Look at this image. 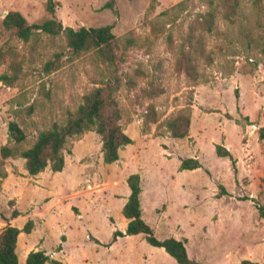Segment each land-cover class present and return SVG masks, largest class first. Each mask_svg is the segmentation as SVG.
Wrapping results in <instances>:
<instances>
[{"label": "rangeland", "instance_id": "1", "mask_svg": "<svg viewBox=\"0 0 264 264\" xmlns=\"http://www.w3.org/2000/svg\"><path fill=\"white\" fill-rule=\"evenodd\" d=\"M46 1L0 0V50L5 52L0 74H12L10 65L20 64L13 85L0 80V147L8 143L9 121H17L25 130L27 138L20 147H29L40 130L64 122L85 93L106 81L119 83L115 95L125 132L144 147L137 155L124 146L118 165L107 164L101 160L100 136L88 131L65 152L74 182L62 177L58 187H53L55 193L45 196L40 189L47 186L44 178L29 179L33 176L23 172V158L5 159L0 231L5 220L10 223L14 209L21 214L12 225L22 226L29 216L35 222V232L29 237L37 238L36 244L27 247L30 238L20 235L19 262L25 264L22 255L42 245L66 264H178L142 234L128 235L110 247L103 245L111 240L113 230L125 228L118 209V199L125 196L121 190L129 191L123 177L140 173V167L148 193L143 217L157 237H187L188 254L203 264H239L244 259L264 262V216L256 208L264 205V139L258 138L264 126V0H240L235 23L217 14L213 33L197 28L205 48L213 51L214 62L200 66L207 80L195 86L175 70V58L190 27L218 0H113L111 8L106 6L109 0H55L59 3L56 16L64 26L113 25L117 37L113 64L104 62L95 50L73 53L62 35L39 33L24 42L4 28L2 19L10 10L19 11L28 23L50 18ZM251 59L258 62L257 67ZM48 61L56 68L46 71ZM150 89L156 91L155 96L146 95ZM190 101L192 123L186 139L173 141L154 123L148 133L142 131L148 105H154L163 120ZM143 134H149L146 138L168 137V157L156 139L139 140ZM217 143H226L237 160V186L231 161L215 154ZM197 154L204 169L178 170L179 156ZM113 169L118 172L108 178ZM47 177L56 180L60 174L49 172ZM219 183L231 196L215 198ZM197 193L205 198L199 206ZM163 194L168 201H160ZM66 239V250L54 252Z\"/></svg>", "mask_w": 264, "mask_h": 264}, {"label": "trees", "instance_id": "2", "mask_svg": "<svg viewBox=\"0 0 264 264\" xmlns=\"http://www.w3.org/2000/svg\"><path fill=\"white\" fill-rule=\"evenodd\" d=\"M114 1L109 0L107 7H112ZM58 1L47 0L46 10L51 17L41 23H28L26 18L17 10H10L2 19L5 29L12 30L15 36L24 42L39 33L50 36L62 35L65 38L67 47L75 54L95 50L100 58L108 64H113L116 60L115 43L117 37L112 31V24L100 26H81L74 29L71 26H64L56 16V6ZM218 6H221L218 9ZM240 0H218V4L211 7L201 15L197 24L190 27L185 40L181 43L178 56L175 58V70L183 72L191 82L190 86L205 82L207 79L200 72V66H209L214 62L212 50L205 48L202 32L213 33L216 30L215 20L217 14H221L224 20L235 23L239 15ZM197 28L202 32L196 33ZM10 50L8 49V52ZM5 52L0 50V64L4 63ZM254 67L258 66L255 59H251ZM10 67L12 74L3 72L0 80L7 86L15 83L20 72V64L12 63ZM56 68L52 61L45 63L46 71ZM119 87L117 81H106L102 86H96L82 96V102L74 111H68L65 121L62 123L53 122L49 127L40 130L29 147L21 148L20 145L26 138L25 130L20 124L11 120L8 122V143L0 147V188L2 179L7 177V170L4 160L7 158H23L24 168L29 175H36L49 167L52 171H61L64 168L65 152H70V144L74 139H80L88 132L94 131L100 136L101 152L105 163H112L119 159V150L127 144L133 143V139L125 132L122 122V108L118 103L115 92ZM146 95L153 97L156 91L147 90ZM192 102H188L180 109L170 112L163 120L154 105H148L143 115L144 133L149 132V125L156 124V129L163 128L172 138H183L189 136L191 123ZM206 112L216 110L207 109ZM228 119L232 117L226 114ZM237 122V121H236ZM162 133H158L161 135ZM258 138H264V126L259 128ZM217 156L228 157L231 161L232 171L237 182V168L232 153L220 143L215 144ZM179 169H195L202 167L197 158L179 157ZM130 194L122 207L123 216L128 219L125 231L115 230L110 242L105 246H110L117 237L127 235L143 234L145 240L164 250L172 256L178 264H203L197 259L190 257L186 248V238L177 239L173 236L159 238L155 235L152 227L142 218L140 206L141 177L139 173H131L126 178ZM217 196L227 194L223 185L218 186ZM248 197H243L247 199ZM260 216H264V205L256 207ZM75 210V209H74ZM20 213L17 210L11 212V218H15ZM35 223L28 219L22 228L8 223L0 231V264H19L16 252L17 238L20 232L30 233ZM92 240L100 243L98 239L90 236ZM61 246L57 249L61 250ZM65 264L61 260L50 258L45 250H31L28 252L25 264ZM239 264H264V262H252L244 259Z\"/></svg>", "mask_w": 264, "mask_h": 264}, {"label": "crops", "instance_id": "3", "mask_svg": "<svg viewBox=\"0 0 264 264\" xmlns=\"http://www.w3.org/2000/svg\"><path fill=\"white\" fill-rule=\"evenodd\" d=\"M192 123V122H191ZM191 123H190V127H191ZM191 130L189 129V132H190ZM146 135H149V134H143V136H139V140H141V141H143V140H153V139H156V141H157V143H159V150L160 151H162L163 152V155H165V156H167L168 157V154H170V153H168V137L166 138V139H160V138H146L145 136ZM187 137H189V136H187ZM187 137H183V138H187ZM133 139V138H132ZM171 139H172V137H171ZM264 139V138H263ZM263 139H261V140H263ZM173 140V139H172ZM133 143H131V144H127L126 145V147L127 148H132V149H134V151L133 152H135L137 155H141L142 154V151H141V149L144 147V146H139L140 145V141L139 142H137V140L135 141V138L133 139ZM174 141V140H173ZM160 142L162 143L161 145H160ZM220 144H223V143H220ZM230 152H231V150L226 146V143L225 144H223ZM161 147V148H160ZM214 149H215V145H214ZM175 151H176V149H175ZM122 150L120 149L119 150V159L117 160V161H115V162H117V165H118V162L119 161H121V158H122ZM102 153V152H101ZM232 153V152H231ZM174 154H175V152H174ZM173 154V155H174ZM215 154H216V152H215ZM172 155V156H173ZM232 155H233V153H232ZM171 156V157H172ZM198 156H199V154H197L196 156L194 155V157H192V158H197L198 160H199V162L202 164V167H199V168H202V169H204L203 168V163L201 162V160L198 158ZM216 156H217V154H216ZM179 157H182V156H179ZM217 157H220V156H217ZM183 158H188V157H183ZM224 158H228V157H224ZM234 158V157H233ZM64 159H65V164H64V168L61 170V171H56L57 173H55L54 171H52L49 167H46L45 169H44V171H42V172H39L38 174H36V175H29L28 173H27V171L25 170H23V172L25 173V174H27V175H29V176H33L32 178H29V179H33V180H36L35 179V177L37 178V177H40V176H42L44 179H43V183L44 184H46L48 187H50V189L46 186V187H40V189H41V191L44 193V195L43 196H45L46 195V192H54L55 193V191H53V187L55 186V187H58V185H56V184H58V182L61 180V178L62 177H67V180H69V181H71L72 183L74 182L73 181V177H72V174H71V172L70 171H68V164H67V157L64 155ZM229 159V158H228ZM235 159V158H234ZM101 160H103V157H102V159ZM230 160V159H229ZM104 162V161H103ZM236 162H237V160L235 159V164H236ZM105 163V162H104ZM113 163V162H112ZM107 164H110V163H107ZM105 166V165H104ZM179 166H180V159H179V165H178V168H179ZM106 168H115V166L114 167H111V166H105ZM236 168H237V166H236ZM121 169V168H120ZM195 169H198V168H195ZM139 171H140V173H139V175H140V177L141 178H143V168H139L138 169ZM178 170H180V169H178ZM183 170H194V169H183ZM231 170H232V167H231ZM118 172V171H116L115 169H113L112 171H110V174H107L106 176L109 178H111V174L113 173V172ZM207 174H208V171L207 170H204ZM49 172H52V173H54L55 175L56 174H60V179H54V178H49V177H47V175H48V173ZM233 172V171H232ZM134 173H136V172H134ZM131 174V173H130ZM129 175V173H127V174H125L124 175V177H123V179H126L127 178V176ZM209 175V174H208ZM233 177H234V174H233ZM39 181L41 180V179H38ZM234 180H235V177H234ZM238 182H239V180H238V169H237V182L235 181V184H236V186L238 185ZM54 184V185H53ZM126 184H127V182H126ZM220 185H223L222 183H219ZM128 186V185H127ZM157 186V185H156ZM218 186V185H217ZM224 186V185H223ZM34 187H39V186H34ZM129 188V187H128ZM141 188H142V190H141V192H140V206H141V210H142V218L144 219V217H143V215H146V211H144V202H146V197H147V186H145L144 185V182H143V180L141 179ZM159 188V186H157L156 187V189H158ZM224 188L226 189V187L224 186ZM121 190V189H120ZM123 193H124V197L122 198V199H118V202H119V208L118 209H120L121 208V210H122V207H123V205L125 204V202H126V200H127V198H128V196H129V194H130V189H129V191H128V193H126L125 191H123V190H121ZM226 191H227V194H225V195H222V196H220V197H223V196H231V194L232 193H230L227 189H226ZM165 192L166 193H168V190L167 189H165ZM218 192V191H217ZM217 192L215 193V198H220V197H218L216 194H217ZM165 193V194H166ZM42 196V197H43ZM56 197H57V193H56ZM196 203H197V205L199 206L202 202H204L205 201V198H203V197H200V195H199V193H197L196 194ZM160 201H163V202H166V201H168V196L167 195H164L163 194V196H161L160 197ZM51 202V201H50ZM49 204V203H48ZM52 206V205H51ZM14 210H17V209H14ZM168 210V209H167ZM20 214H21V211L18 209L17 210ZM53 211H54V208H53ZM154 211H155V208H154ZM167 212V211H166ZM165 212V213H166ZM122 213V212H121ZM156 213V212H155ZM19 214V215H20ZM158 214V213H157ZM19 215L17 216V217H15V218H11V216L9 217V220H10V224L12 225L15 221H16V219L19 217ZM123 215V214H122ZM148 215V214H147ZM159 215V214H158ZM31 216H32V213H31ZM159 216H161V215H159ZM263 217V216H262ZM31 217L29 216L28 218H27V220L28 219H30ZM125 218V217H124ZM26 220V221H27ZM145 220V219H144ZM6 221V225L9 223L8 222V220H5ZM25 221V222H26ZM146 221V220H145ZM34 222V221H33ZM124 222L126 223V225H125V228H126V226H127V222H128V219H124ZM147 222V221H146ZM35 223V222H34ZM148 223V222H147ZM25 224V223H24ZM23 224V225H24ZM23 225L22 226H20L19 228H22L23 227ZM125 228L123 229V230H120V229H115V230H120V231H125ZM115 230H113V232L115 231ZM34 230L32 229L31 230V232L30 233H25V232H20L19 233V235H18V238H17V246H16V252H17V255H18V249H19V239H20V235L21 234H24L25 236H27V238L29 239L30 237L29 236H33V234H34ZM112 235H113V233H112ZM136 235V234H135ZM143 235V234H142ZM90 236H92V235H89V238H90ZM128 236V235H127ZM94 237V236H93ZM126 236H124V237H117V239H116V241H114L113 243H115V242H117V241H119V240H121V239H123V238H125ZM166 237H168V236H166ZM173 237H175V236H173ZM96 238V237H95ZM163 238H165V237H163ZM177 238V237H176ZM181 238H186V246L188 247V244H187V237H185V236H183V237H181ZM180 237H178L177 239H181ZM36 239L37 238H35V239H32V238H30L29 239V241H28V243H27V247H30V246H32V245H34V244H36ZM68 239V238H67ZM67 239L66 240H64V242L62 243V244H59L58 246H61L62 248H61V250H56V251H54V252H64L65 250H66V241H67ZM97 239V238H96ZM111 239H112V237H111ZM90 240H92L91 238H90ZM61 241V240H60ZM92 241H94V240H92ZM111 241V240H110ZM109 241V242H110ZM95 242V241H94ZM100 242V241H99ZM112 243V244H113ZM105 244V243H104ZM103 244V245H104ZM111 244V245H112ZM110 245V246H111ZM151 245V244H150ZM105 246V245H104ZM110 246H106V247H110ZM153 246V245H152ZM154 247H158V246H154ZM186 247V248H187ZM65 249V250H64ZM161 249V250H160ZM160 251L161 252H163V251H165L164 250V248L163 247H160ZM34 250H45V249H42V245H40V247H36ZM29 251H31V250H28L25 254H23L22 255V260H23V258H25L26 259V256H27V254H28V252ZM46 251V250H45ZM189 251V249L187 250V252ZM47 252V251H46ZM166 252V251H165ZM167 253V252H166ZM47 254H49V256H50V258H54V259H57V258H55V257H52V255H53V253L52 254H50V253H48L47 252ZM168 254V253H167ZM189 255V254H188ZM170 256V255H169ZM190 256V255H189ZM172 257V256H171ZM191 257V256H190ZM173 258V257H172ZM174 259V258H173ZM19 260H21L20 259V257L18 256V261ZM58 260H60V259H58ZM175 260V259H174ZM247 260H249V259H247ZM62 261V260H61ZM63 262V261H62ZM253 262V261H252ZM64 263V262H63ZM19 264H21V261L19 262ZM50 264V263H49ZM66 264V263H65Z\"/></svg>", "mask_w": 264, "mask_h": 264}, {"label": "water", "instance_id": "4", "mask_svg": "<svg viewBox=\"0 0 264 264\" xmlns=\"http://www.w3.org/2000/svg\"><path fill=\"white\" fill-rule=\"evenodd\" d=\"M6 15V13H4V16Z\"/></svg>", "mask_w": 264, "mask_h": 264}]
</instances>
